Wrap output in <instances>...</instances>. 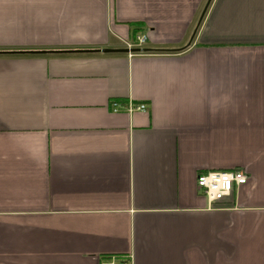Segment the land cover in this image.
I'll list each match as a JSON object with an SVG mask.
<instances>
[{
    "label": "crops",
    "instance_id": "0c3cea01",
    "mask_svg": "<svg viewBox=\"0 0 264 264\" xmlns=\"http://www.w3.org/2000/svg\"><path fill=\"white\" fill-rule=\"evenodd\" d=\"M207 3L0 0V264H264V0Z\"/></svg>",
    "mask_w": 264,
    "mask_h": 264
},
{
    "label": "built area",
    "instance_id": "2783aa9c",
    "mask_svg": "<svg viewBox=\"0 0 264 264\" xmlns=\"http://www.w3.org/2000/svg\"><path fill=\"white\" fill-rule=\"evenodd\" d=\"M146 42L144 36H137L135 45H128V49L141 48ZM113 111L118 112L121 110L120 104H114ZM146 105L134 106L129 104L128 110L146 111ZM248 183V175L244 170H233L230 172H209L202 174L197 178L198 190L205 197L208 206L215 208L219 206L223 200L230 197L233 192ZM101 264H132L131 257L124 259L111 258L109 260L101 262Z\"/></svg>",
    "mask_w": 264,
    "mask_h": 264
},
{
    "label": "water",
    "instance_id": "95a60500",
    "mask_svg": "<svg viewBox=\"0 0 264 264\" xmlns=\"http://www.w3.org/2000/svg\"><path fill=\"white\" fill-rule=\"evenodd\" d=\"M212 0H208V3H207V6H206V9L204 11V14L206 12V10L208 9V7L210 6ZM203 14V16H204ZM146 50L144 49H140V48H132V49H102L100 50V52L102 53H125V54H137V53H142V52H145Z\"/></svg>",
    "mask_w": 264,
    "mask_h": 264
}]
</instances>
